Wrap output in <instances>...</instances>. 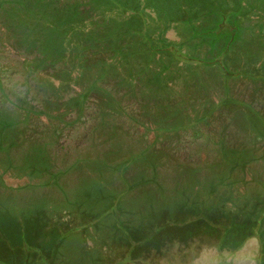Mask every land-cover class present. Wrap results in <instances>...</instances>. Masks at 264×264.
Listing matches in <instances>:
<instances>
[{
  "label": "rangeland",
  "instance_id": "rangeland-1",
  "mask_svg": "<svg viewBox=\"0 0 264 264\" xmlns=\"http://www.w3.org/2000/svg\"><path fill=\"white\" fill-rule=\"evenodd\" d=\"M49 2L0 0V120H9L11 132L17 116L27 120L20 124L28 130H50L46 115L69 121L88 116V125L97 122L83 147L88 169L96 173L121 160L133 164L124 185H135V193L126 198L124 215L102 201L107 195L103 188L98 189L101 199L87 202H52L34 194L22 204L0 203V264H264V0ZM193 37L199 41L187 49ZM143 54L146 60L140 59ZM191 61L213 68L200 82L203 93L214 90L216 100L219 85L220 101L229 102L220 109V148L211 155L189 156L192 162L185 154H167L166 147H147L142 153L128 142L126 129L132 123L121 121L117 101L100 104L102 78L115 98L123 95L132 107L135 83L120 81L130 76L129 70L146 66L162 76L168 66H192ZM121 87L123 92L117 90ZM53 96L63 98L55 104ZM130 107L124 110L135 111ZM103 119L113 124L114 154L100 140ZM40 139L41 148L51 150L48 139ZM10 142L14 151L21 150L22 139ZM37 146L36 139L30 145L25 141L24 149ZM44 154L46 165H58L54 156ZM23 155L15 152L14 158L20 162ZM4 168L0 194L9 193L7 186L26 183ZM73 185L86 192L90 187L79 180ZM55 187L66 189L60 183ZM73 206L83 209L82 223L71 220L72 226L48 233L39 222L38 239L20 234L28 222L24 215L59 219L74 214ZM105 213V240L97 241L90 218ZM119 213L117 220L108 216Z\"/></svg>",
  "mask_w": 264,
  "mask_h": 264
},
{
  "label": "crops",
  "instance_id": "crops-1",
  "mask_svg": "<svg viewBox=\"0 0 264 264\" xmlns=\"http://www.w3.org/2000/svg\"><path fill=\"white\" fill-rule=\"evenodd\" d=\"M212 69V67L202 66L195 69L191 74L198 75L200 72L205 73V71H212ZM131 74L135 75V106H128V101L124 100L123 95L120 98H115L112 94L113 89L108 88L107 83L101 85L103 89H99V93H97L101 95L100 104L110 105V102L114 103V101H117L116 106L120 109L119 111L116 110V113L121 116V121H124V119L131 120V129H126L128 137H130L128 142H131L135 147H141V151H145L144 149L147 147L150 148V151L166 147L167 154H177V156L185 154V158L188 156L186 159L188 162L193 161L189 156L194 158L196 155L205 153L211 155L216 152V149L220 148V130L217 131L221 127L220 109L222 106L229 107V102L220 101L219 85L216 90L219 98L217 97L215 100L213 98L215 91L212 90L208 95L204 94L203 85L198 84L201 81L196 76L193 79L194 82L187 83V81H180L178 77H173L177 76V74L173 75L171 72L162 74V76H157L154 73L144 79L141 78V74H138L136 70L135 73ZM89 90L91 91L92 89ZM120 92H123V89ZM60 98L63 97L56 98V96H53L52 102L56 104L57 99L59 100ZM125 106L135 108V111L130 109V112L128 111L127 113V110H124ZM125 111L127 113L126 117ZM45 117L48 120L51 119L50 130H28L26 127H21V124L27 123V120L22 119V116H18L14 117V130L9 132L7 129V127L9 128V120L5 118L0 120V144L2 145L0 146V166H5V172H14L26 179L25 184L17 187H5L4 183L1 182L9 193L0 194V203L9 200V202L15 201L18 204H22L32 199L34 194H42L47 197L46 201L52 202H57L60 199L64 201L65 198L70 203L87 202L88 199L99 198L98 192L103 188V190L107 191V195L102 198V201L105 200L104 203L106 202V204L111 202L115 209L121 212V215H124L125 210L129 208L124 205L127 202L126 198L135 193V185L127 188L124 185V182L130 178L134 171V165H126L122 160L115 161V163L108 162L103 168H99L101 169L99 172L93 173V169H88L90 158L88 153H86L87 149H83V147L88 144L87 141L92 137L94 133L93 127L97 122H94V125H91L90 122L88 125L85 117H89L80 114H78L75 121H69V119L67 120L66 117L59 114L57 116L46 115ZM37 119L40 122H44V116L38 115ZM83 119H85V122H83ZM104 122V119L101 120L102 139L100 140L105 144V149H108L107 152L114 154L116 153L114 151L116 148L114 142L116 140L113 141V139L116 137L113 133V124ZM225 127L227 128L226 125ZM128 132H131L132 135ZM149 133L152 134V137L148 135ZM17 138L22 139L21 150L14 151L10 147L12 145L10 141L12 139L17 140ZM40 138L48 139L47 143L51 146V150L45 151L41 148L44 141ZM143 138L149 139L148 142L143 141ZM35 139L38 141L39 146L31 148L29 151L24 149L25 141L30 145ZM160 139L163 142H159ZM60 141L62 142L60 143ZM64 143H67V145L64 146ZM71 143L83 146L72 148L69 147ZM204 148L208 150L205 149V151ZM15 152L24 154L20 162L19 159L14 158ZM44 153L54 156L53 162L58 165L53 168L46 165ZM142 153H146V151ZM75 155L77 156L75 157ZM116 157L118 158V153ZM91 160H97V158ZM74 180H79L82 184L90 186L87 187L88 192L82 190L80 186L76 189H71L74 186ZM59 183L66 189L60 192L55 187ZM67 186L69 189H67ZM100 209L101 207L98 208V210ZM72 211H75V213L72 215L67 213V216L59 217V219L49 217V220L40 218L39 221L36 218L30 219L29 216L24 215L26 221H28L26 229L19 230V232L22 235L25 234L38 239L37 236L40 234L37 231L39 222L48 233L56 232L57 229L60 230L64 226H72L71 220L77 221L76 223H82L85 219L82 218L84 216L83 209H77L73 206ZM121 215L119 213V215L110 214L108 216L117 220ZM131 218L134 219L133 216ZM19 219L22 226L25 218L21 215ZM104 220H107L106 213L102 217L98 215L90 218V228H93L94 236L98 238L96 239L97 241L104 239L101 237L105 233L103 229L104 231L106 230L104 228L106 226H104ZM99 227L101 231L98 232L97 229L95 232L96 228ZM25 239L20 242L25 241Z\"/></svg>",
  "mask_w": 264,
  "mask_h": 264
},
{
  "label": "flooded vegetation",
  "instance_id": "flooded-vegetation-1",
  "mask_svg": "<svg viewBox=\"0 0 264 264\" xmlns=\"http://www.w3.org/2000/svg\"><path fill=\"white\" fill-rule=\"evenodd\" d=\"M194 39H190V40H187L186 41V48L188 49L189 47V49H192L193 47H194V43L195 42H198L199 40H198V38H196V37H193ZM196 39V40H195ZM198 40V41H197ZM193 44V45H192ZM140 59H142V60H146V56L143 54V56L142 57H140ZM191 65L192 66H181V67H179L178 68V66H176V67H171V66H168L167 68V70H166V72H165V74H169V72H171L173 75H175V74H177V76H173V77H178L179 78V80L180 81H183V82H186L187 81V83H192L193 82V79H194V77L196 76L197 78H198V80L199 81H201V82H203V79L205 78L204 77V72H200V74H198V75H192L191 74V72H194V70L195 69H197V68H200V67H202V66H205L206 67V65H204V64H201V63H195V62H192L191 61ZM209 67V66H208ZM214 68H216L217 70H218V73H224V70H220V68H217V67H214ZM108 69L109 68H106V71H105V74H104V76H107L108 75ZM127 69V68H126ZM135 70H136V72L138 73V74H141V78H145V77H147V76H151V74H154V72H153V70H151V69H149V68H147L146 66H144V67H142V68H135ZM129 71H131L130 72V76L129 77H126V78H123V77H121V83H131V84H133V83H135L134 82V80H135V75H132L131 73H135L134 72V70H129ZM133 71V72H132ZM206 72V71H205ZM209 72V71H208ZM211 72V71H210ZM148 73H150V74H148ZM120 75H123V73L121 74V73H119ZM156 74V73H155ZM126 75V74H125ZM157 76H158V73L156 74ZM106 78H102V80H101V85H105L106 84V80H105ZM198 84H200V82L198 83ZM120 88V87H119ZM125 87H121V89H117V90H122V89H124ZM130 88H131V86H130ZM129 88V89H130ZM95 89H96V87H95ZM200 89V88H199ZM95 91V90H94ZM126 92H130V91H126ZM133 92H135V90L133 91ZM96 94V93H95Z\"/></svg>",
  "mask_w": 264,
  "mask_h": 264
},
{
  "label": "trees",
  "instance_id": "trees-1",
  "mask_svg": "<svg viewBox=\"0 0 264 264\" xmlns=\"http://www.w3.org/2000/svg\"><path fill=\"white\" fill-rule=\"evenodd\" d=\"M34 1H36L37 5H40V6H47V5H51L52 4V3L50 4L49 0H41V1L40 0H34ZM93 89H95V88H93Z\"/></svg>",
  "mask_w": 264,
  "mask_h": 264
}]
</instances>
